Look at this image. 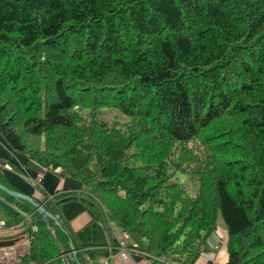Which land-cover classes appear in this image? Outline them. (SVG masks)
<instances>
[{
  "label": "trees",
  "instance_id": "16d2710c",
  "mask_svg": "<svg viewBox=\"0 0 264 264\" xmlns=\"http://www.w3.org/2000/svg\"><path fill=\"white\" fill-rule=\"evenodd\" d=\"M0 135L81 184L43 204L69 264L121 247L196 264L219 217L225 264H264V0H0ZM0 199L30 215L20 264H63L34 207ZM71 201L95 223L66 229Z\"/></svg>",
  "mask_w": 264,
  "mask_h": 264
},
{
  "label": "crops",
  "instance_id": "0c3cea01",
  "mask_svg": "<svg viewBox=\"0 0 264 264\" xmlns=\"http://www.w3.org/2000/svg\"><path fill=\"white\" fill-rule=\"evenodd\" d=\"M27 161L28 158L25 155L11 149L0 135V182L4 183L10 191L30 197L38 203L44 202L47 196L56 191L62 193L81 191L82 186L78 181L69 177H56L50 171L38 173L27 167ZM36 183L39 185V190H36ZM15 206L14 202L0 199V221L4 223V228L0 231V243L5 238L14 239L13 245L0 246V264H20V259L28 253L31 232L28 233L26 228H22L20 226L22 223L16 222V218L23 217L25 213L19 211ZM94 221L91 212L80 202L71 201L60 206V222L64 224L66 229L68 227L71 232H78L87 225L95 223ZM25 226L29 225L26 224ZM88 235L89 233H82L79 242L82 244L88 243L91 238V236L87 238ZM217 235L224 242L226 241V234ZM100 240L107 243L111 242V240L102 237ZM111 249L112 246L108 247L109 252ZM119 253V251H116L113 255H110L109 264H151L142 254H132L128 261L123 262L119 258ZM103 258L106 257H100V259ZM206 262L209 264H225L227 254L224 245L217 254H214L211 261H209L207 255H203L196 264H205Z\"/></svg>",
  "mask_w": 264,
  "mask_h": 264
},
{
  "label": "water",
  "instance_id": "95a60500",
  "mask_svg": "<svg viewBox=\"0 0 264 264\" xmlns=\"http://www.w3.org/2000/svg\"><path fill=\"white\" fill-rule=\"evenodd\" d=\"M0 190L2 192H4L6 195L14 198L16 201L28 202L32 207H34V212L37 213L42 218L43 222L45 223L47 228L50 230L51 236L53 237L55 243L58 245V247L60 249V256H61V259L63 261V264H69L67 262V260L65 259V253L63 252L62 248L59 246L58 239L55 236V233L50 228L49 222L50 221L54 222L55 225L59 228H61V226H60L59 222L56 220V218L52 214H50L47 210L44 209V207H43L44 202H39V203L35 202L30 197H27V196L20 194V193H17V192L10 191L7 188H5L4 186H2L1 184H0ZM70 247L72 249V255L74 257H76L77 252L73 248V245H70Z\"/></svg>",
  "mask_w": 264,
  "mask_h": 264
},
{
  "label": "rangeland",
  "instance_id": "374dc122",
  "mask_svg": "<svg viewBox=\"0 0 264 264\" xmlns=\"http://www.w3.org/2000/svg\"><path fill=\"white\" fill-rule=\"evenodd\" d=\"M176 178L177 180L179 181V183H181L185 190L187 191V193L191 196V197H194L197 192H198V183L197 182H194L192 180H190L188 177L184 176V175H181V174H177L176 175ZM218 230H217V234L219 235H222V234H226V229H225V226H224V222L222 220L221 217L218 218ZM119 238L121 240V242L125 243L126 242V236L123 235V233H120L119 234Z\"/></svg>",
  "mask_w": 264,
  "mask_h": 264
},
{
  "label": "built area",
  "instance_id": "2783aa9c",
  "mask_svg": "<svg viewBox=\"0 0 264 264\" xmlns=\"http://www.w3.org/2000/svg\"><path fill=\"white\" fill-rule=\"evenodd\" d=\"M29 219V217L27 218ZM4 228V223L0 221V231H2ZM36 228L33 227V230H35ZM213 239L216 243V246L214 247V249L218 248V245H220L222 243V241L217 238L215 235H213ZM119 258L120 260H122L123 262L128 261V259L131 257L132 254H141L136 248H119ZM110 256L107 259H100L98 264H109V260H110Z\"/></svg>",
  "mask_w": 264,
  "mask_h": 264
}]
</instances>
